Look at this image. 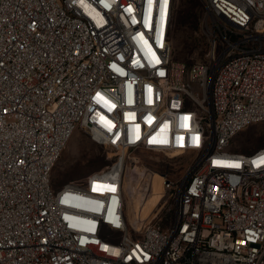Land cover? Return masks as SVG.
<instances>
[{
  "label": "built area",
  "instance_id": "1",
  "mask_svg": "<svg viewBox=\"0 0 264 264\" xmlns=\"http://www.w3.org/2000/svg\"><path fill=\"white\" fill-rule=\"evenodd\" d=\"M200 1L187 64L176 0H0V264H264V146L232 150L264 124V0ZM77 128L116 159L54 190ZM137 150L193 156L147 220L125 196Z\"/></svg>",
  "mask_w": 264,
  "mask_h": 264
},
{
  "label": "rangeland",
  "instance_id": "2",
  "mask_svg": "<svg viewBox=\"0 0 264 264\" xmlns=\"http://www.w3.org/2000/svg\"><path fill=\"white\" fill-rule=\"evenodd\" d=\"M203 13L204 6L200 0H176V11L172 25L173 57L175 60L187 64L205 60L208 50V37L201 31ZM263 146L264 124H259L249 127L235 137L232 150L249 153ZM192 157L188 154L173 156L144 150L129 152L127 154L128 168L125 183L129 216L133 218L135 215L137 218L144 211L145 204L141 207L138 197V189L142 184L141 178H149L152 181L158 179L160 194L154 196V199L160 198L161 200L164 194L163 177L178 182L183 180L188 173ZM115 159L116 155L113 150L97 143L85 130L77 128L52 172L53 188L59 190L68 183L83 182L90 174L111 166ZM151 195L148 200L151 199ZM163 203L165 200L160 202L153 215L160 210ZM173 207V198L166 200L165 208L159 216L162 226L167 224L168 210Z\"/></svg>",
  "mask_w": 264,
  "mask_h": 264
},
{
  "label": "bare ground",
  "instance_id": "3",
  "mask_svg": "<svg viewBox=\"0 0 264 264\" xmlns=\"http://www.w3.org/2000/svg\"><path fill=\"white\" fill-rule=\"evenodd\" d=\"M158 179H154L153 180V190H152V197L151 199H149L146 203H145V206H144V211L143 213L141 214L142 218L144 220H147V219H150L151 217H153V213L157 210V207L159 206L161 200L160 198L159 199H154V196H159L160 194V188H159V185H158ZM160 200V202H159ZM134 218H135V215H134Z\"/></svg>",
  "mask_w": 264,
  "mask_h": 264
},
{
  "label": "snow or ice",
  "instance_id": "4",
  "mask_svg": "<svg viewBox=\"0 0 264 264\" xmlns=\"http://www.w3.org/2000/svg\"><path fill=\"white\" fill-rule=\"evenodd\" d=\"M161 75H163V73H161Z\"/></svg>",
  "mask_w": 264,
  "mask_h": 264
},
{
  "label": "trees",
  "instance_id": "5",
  "mask_svg": "<svg viewBox=\"0 0 264 264\" xmlns=\"http://www.w3.org/2000/svg\"><path fill=\"white\" fill-rule=\"evenodd\" d=\"M176 11V10H175Z\"/></svg>",
  "mask_w": 264,
  "mask_h": 264
}]
</instances>
